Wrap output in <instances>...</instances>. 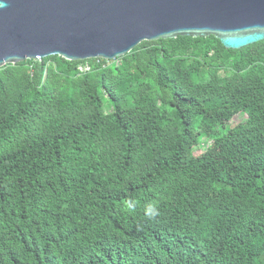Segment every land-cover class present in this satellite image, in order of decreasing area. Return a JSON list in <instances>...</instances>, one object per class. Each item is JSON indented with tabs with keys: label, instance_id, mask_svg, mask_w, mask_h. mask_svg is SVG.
<instances>
[{
	"label": "trees",
	"instance_id": "obj_1",
	"mask_svg": "<svg viewBox=\"0 0 264 264\" xmlns=\"http://www.w3.org/2000/svg\"><path fill=\"white\" fill-rule=\"evenodd\" d=\"M0 264H264V40L1 67Z\"/></svg>",
	"mask_w": 264,
	"mask_h": 264
},
{
	"label": "water",
	"instance_id": "obj_2",
	"mask_svg": "<svg viewBox=\"0 0 264 264\" xmlns=\"http://www.w3.org/2000/svg\"><path fill=\"white\" fill-rule=\"evenodd\" d=\"M264 40V0H0V68L35 58L115 60L143 41Z\"/></svg>",
	"mask_w": 264,
	"mask_h": 264
},
{
	"label": "rangeland",
	"instance_id": "obj_3",
	"mask_svg": "<svg viewBox=\"0 0 264 264\" xmlns=\"http://www.w3.org/2000/svg\"><path fill=\"white\" fill-rule=\"evenodd\" d=\"M245 119H246V115L244 113L237 114L234 116L233 122L230 125L222 128V130L227 131L228 129L232 128L234 125L240 123L241 121H243ZM201 137L202 138L200 140V145H201V147H206V143H205L206 138L204 136H201Z\"/></svg>",
	"mask_w": 264,
	"mask_h": 264
},
{
	"label": "clouds",
	"instance_id": "obj_4",
	"mask_svg": "<svg viewBox=\"0 0 264 264\" xmlns=\"http://www.w3.org/2000/svg\"><path fill=\"white\" fill-rule=\"evenodd\" d=\"M158 214H159L158 211H154L152 215L155 216V215H158Z\"/></svg>",
	"mask_w": 264,
	"mask_h": 264
},
{
	"label": "built area",
	"instance_id": "obj_5",
	"mask_svg": "<svg viewBox=\"0 0 264 264\" xmlns=\"http://www.w3.org/2000/svg\"><path fill=\"white\" fill-rule=\"evenodd\" d=\"M34 60H35V61H36V60H37V61H40V60H41V58H35Z\"/></svg>",
	"mask_w": 264,
	"mask_h": 264
}]
</instances>
